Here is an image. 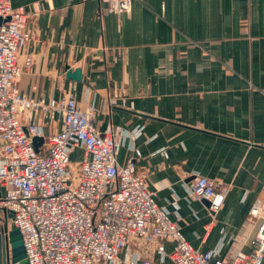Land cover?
Listing matches in <instances>:
<instances>
[{
	"label": "crops",
	"instance_id": "crops-1",
	"mask_svg": "<svg viewBox=\"0 0 264 264\" xmlns=\"http://www.w3.org/2000/svg\"><path fill=\"white\" fill-rule=\"evenodd\" d=\"M11 4L24 8L32 33L19 91L52 102L73 89L101 132L116 130L117 162L134 161L194 248L224 259L249 250L264 221V0H132L120 13L107 12L106 0ZM77 68L79 80L66 76ZM22 121L44 132L62 126L38 113ZM195 174L228 188L214 216L188 199ZM3 218L11 227L0 209ZM160 245L131 242L119 257L169 263L173 242Z\"/></svg>",
	"mask_w": 264,
	"mask_h": 264
},
{
	"label": "built area",
	"instance_id": "built-area-1",
	"mask_svg": "<svg viewBox=\"0 0 264 264\" xmlns=\"http://www.w3.org/2000/svg\"><path fill=\"white\" fill-rule=\"evenodd\" d=\"M132 0H106V11L120 13ZM0 209L21 235L28 264H154L143 255L121 259L129 243L140 246L173 242L170 262L162 264H262L264 221L249 244L227 259L217 251H199L184 237L176 220L154 200L144 175L133 160L116 158L117 132H101L94 107L82 108L69 90L46 102L19 91L17 80L32 62L20 50L32 38L27 13L11 0H0ZM60 119V130L44 132L37 122L24 123L25 114ZM40 136L37 148L32 139ZM81 149L75 164L70 153ZM188 199L209 201L212 216L221 208L228 188L195 174L187 184ZM256 202L251 214L259 211ZM159 251L162 247L157 246Z\"/></svg>",
	"mask_w": 264,
	"mask_h": 264
},
{
	"label": "water",
	"instance_id": "water-1",
	"mask_svg": "<svg viewBox=\"0 0 264 264\" xmlns=\"http://www.w3.org/2000/svg\"><path fill=\"white\" fill-rule=\"evenodd\" d=\"M0 17V23H1ZM66 76L73 80L80 79V70L70 69L66 72ZM42 141L40 136H34L32 143L35 148ZM207 206H209V201L207 199H202ZM11 214L9 213V217ZM0 261L1 264H28L24 249L22 246V239L17 228H9L5 218L0 219Z\"/></svg>",
	"mask_w": 264,
	"mask_h": 264
},
{
	"label": "rangeland",
	"instance_id": "rangeland-1",
	"mask_svg": "<svg viewBox=\"0 0 264 264\" xmlns=\"http://www.w3.org/2000/svg\"><path fill=\"white\" fill-rule=\"evenodd\" d=\"M79 159L78 155H77V150H73L71 153H70V163L71 164H75L77 162V160ZM11 226V225H10ZM12 227V226H11ZM9 227V228H11ZM0 264H1V261H0Z\"/></svg>",
	"mask_w": 264,
	"mask_h": 264
}]
</instances>
